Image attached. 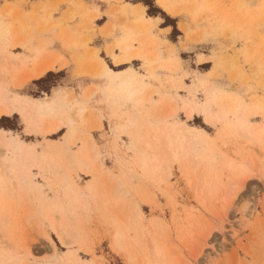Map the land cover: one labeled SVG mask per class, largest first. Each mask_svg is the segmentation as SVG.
<instances>
[{
    "label": "rangeland",
    "instance_id": "374dc122",
    "mask_svg": "<svg viewBox=\"0 0 264 264\" xmlns=\"http://www.w3.org/2000/svg\"><path fill=\"white\" fill-rule=\"evenodd\" d=\"M6 109L0 264H264V0H0Z\"/></svg>",
    "mask_w": 264,
    "mask_h": 264
},
{
    "label": "bare ground",
    "instance_id": "6f19581e",
    "mask_svg": "<svg viewBox=\"0 0 264 264\" xmlns=\"http://www.w3.org/2000/svg\"><path fill=\"white\" fill-rule=\"evenodd\" d=\"M52 68H53V65L51 64V65H48V66H46V67H44L43 69L41 68V70L38 72V74H32L33 76L32 77H34V78H39V77H41V76H43L44 74H46L47 73V71H50V70H52ZM108 70V69H107ZM31 72V71H30ZM28 77H30V76H28ZM39 107V106H38ZM35 110H36V108H35ZM40 110V109H39ZM193 108L190 110V112H189V118H191L192 117V113H193ZM9 113H10V110H8V109H6V110H3V111H1L0 112V117L1 116H3V115H9ZM40 113V112H39ZM30 114V113H29ZM38 114V113H37ZM41 114V113H40ZM33 120H35V119H33ZM0 133H5L4 131H0ZM1 135V134H0ZM0 138H1V136H0ZM11 164H8L7 166H10Z\"/></svg>",
    "mask_w": 264,
    "mask_h": 264
},
{
    "label": "trees",
    "instance_id": "16d2710c",
    "mask_svg": "<svg viewBox=\"0 0 264 264\" xmlns=\"http://www.w3.org/2000/svg\"><path fill=\"white\" fill-rule=\"evenodd\" d=\"M144 4L148 7V8H150V10H149V14L151 15V14H153V11H155V9H153V7H155L154 5H150V4H148V3H146V2H144ZM51 76H53V74L52 73H49L45 78H43V79H41L40 81H38V82H36V83H41V82H43V83H45ZM6 120H8L7 118H2V120L1 121H6Z\"/></svg>",
    "mask_w": 264,
    "mask_h": 264
}]
</instances>
